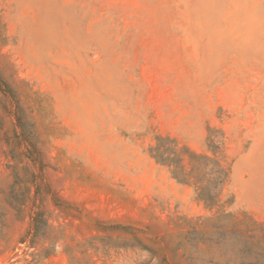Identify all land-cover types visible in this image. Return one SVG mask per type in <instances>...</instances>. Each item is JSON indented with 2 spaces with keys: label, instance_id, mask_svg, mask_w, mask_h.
Instances as JSON below:
<instances>
[{
  "label": "rangeland",
  "instance_id": "rangeland-1",
  "mask_svg": "<svg viewBox=\"0 0 264 264\" xmlns=\"http://www.w3.org/2000/svg\"><path fill=\"white\" fill-rule=\"evenodd\" d=\"M217 212L264 224V0H0V264H186Z\"/></svg>",
  "mask_w": 264,
  "mask_h": 264
},
{
  "label": "trees",
  "instance_id": "trees-1",
  "mask_svg": "<svg viewBox=\"0 0 264 264\" xmlns=\"http://www.w3.org/2000/svg\"><path fill=\"white\" fill-rule=\"evenodd\" d=\"M150 150L174 179L194 187L206 207L218 205L228 172L217 159L198 155L168 136L158 137ZM184 241L190 250L186 264H264V224L245 215L217 212L190 220Z\"/></svg>",
  "mask_w": 264,
  "mask_h": 264
}]
</instances>
